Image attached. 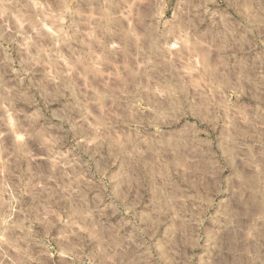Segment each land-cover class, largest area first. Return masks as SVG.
<instances>
[{"label":"clouds","instance_id":"9594fccd","mask_svg":"<svg viewBox=\"0 0 264 264\" xmlns=\"http://www.w3.org/2000/svg\"><path fill=\"white\" fill-rule=\"evenodd\" d=\"M0 264H264V0H0Z\"/></svg>","mask_w":264,"mask_h":264}]
</instances>
